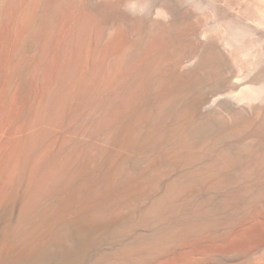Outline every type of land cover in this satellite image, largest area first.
<instances>
[{
	"label": "rangeland",
	"instance_id": "1",
	"mask_svg": "<svg viewBox=\"0 0 264 264\" xmlns=\"http://www.w3.org/2000/svg\"><path fill=\"white\" fill-rule=\"evenodd\" d=\"M0 264H264V0H0Z\"/></svg>",
	"mask_w": 264,
	"mask_h": 264
},
{
	"label": "bare ground",
	"instance_id": "2",
	"mask_svg": "<svg viewBox=\"0 0 264 264\" xmlns=\"http://www.w3.org/2000/svg\"><path fill=\"white\" fill-rule=\"evenodd\" d=\"M134 4H135V8H137V7L139 6V4H137V3H134ZM226 44L229 45V42L227 41ZM199 59H200V58H199ZM197 62H198V61H196V63H197ZM193 63H194V62H193ZM193 63H192V64H193ZM255 92H256V91H255ZM260 92H261V91H260ZM260 92H258V94H259ZM255 94H257V92H256ZM257 96H258V95H257ZM255 98H256V96H255ZM197 104H198V103H197ZM204 104H205V101H204V100H201V101L199 102L198 105L202 107ZM205 105H206V104H205ZM205 105H204V106H205ZM207 105H208V104H207ZM207 105H206V106H207ZM209 106H210V105H209ZM207 107H208V106H207ZM207 107H206V108H207ZM177 109H178V108H177ZM170 114H171V113H170ZM145 124H146V123H145ZM166 124H167V123H166ZM199 128H200V127L195 126L194 128H190L189 131H187V130L184 129V128H181V130H179V131H180V136H181V139H179L180 142H181V140H185V141L183 142V144H184V143L186 144V141H187V140H188V141L190 140V141L194 142L195 139L200 138V136L203 135L202 132H203L204 130L202 131V130H200ZM135 129L137 130L138 128L134 127V130H133V131H135ZM158 132H159V131H158ZM136 134H137V133H136ZM131 135H132V134H131ZM126 136H127V135H126ZM133 136H135V135H133ZM139 137H140V136H139ZM131 140H133V137H131ZM134 140H135V139H134ZM139 140H140V139H139ZM147 142H148V141H147ZM180 142H179V143H180ZM192 142H190V143H192ZM140 143H141V142H140ZM136 144H137V143H136ZM136 144H135V145H136ZM135 145H134V146H135ZM144 146H145V145H144ZM178 146H179V145H178ZM178 146H177V147H178ZM135 147H136V146H135ZM180 147H181V146H180ZM132 148H133V147H132ZM132 148H131V149H132ZM181 148H182V147H181ZM134 149H135V148H134ZM187 149H188V148H187ZM227 153H228V152H227ZM227 153H225V154H222V153H221V155H220V154H219V155H220L224 160H226V158L228 157V156L226 155ZM229 154H230V153H229ZM229 154H228V155H229ZM210 155H211V154H210ZM230 156H231V155H229L228 158H231ZM221 157H220V158H221ZM220 158H219V159H220ZM222 158H221V159H222ZM221 159H220V160H221ZM194 161H195V160H194ZM222 161H223V160H222ZM223 162H224V161H223ZM192 163H194V162H192ZM225 163H226V162H225ZM125 169H126L125 167H119V169H118V173L120 174V177H119L120 179L124 178V176H122V175H124L123 173H126V172H127ZM121 176H122V177H121ZM118 180H119V179H118ZM113 182H114V181H113ZM121 183H122V182H121ZM118 184H119V183H118ZM174 188H175V189H173L172 191H170L171 196H173V195H174V196H175V195L179 196V194L182 193L183 188H185V187H183V185H182L181 183H179V184H177L176 186H174ZM170 193H169V194H170ZM169 194H168V195H169ZM135 196H136V195H135ZM174 196H173V197H174ZM166 197H167V196H166ZM169 198H172V197H169ZM164 199H165V198H164ZM167 199H168V197H167ZM172 199H173V198H172ZM174 200H175V198H174ZM174 200H173V201H174ZM162 202H163V201H162ZM158 203H159V202H158ZM160 204H161V203H160ZM160 204H158V205H160ZM165 204H166V200H165ZM114 205H115V204H114ZM158 205H157V206H158ZM156 209H157V208H156ZM159 210H160V208H159ZM163 210H164V209H163ZM156 212H158V209H157ZM121 214H122V213H121ZM90 221H91V220H90ZM169 226H170V225H169ZM180 231H181V230H180Z\"/></svg>",
	"mask_w": 264,
	"mask_h": 264
},
{
	"label": "clouds",
	"instance_id": "3",
	"mask_svg": "<svg viewBox=\"0 0 264 264\" xmlns=\"http://www.w3.org/2000/svg\"><path fill=\"white\" fill-rule=\"evenodd\" d=\"M135 8V4L134 3H131L130 5H129V10H132V9H134Z\"/></svg>",
	"mask_w": 264,
	"mask_h": 264
}]
</instances>
